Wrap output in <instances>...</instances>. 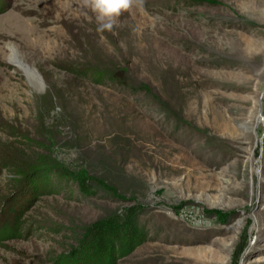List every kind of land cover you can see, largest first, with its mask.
Here are the masks:
<instances>
[{
	"label": "rangeland",
	"instance_id": "obj_1",
	"mask_svg": "<svg viewBox=\"0 0 264 264\" xmlns=\"http://www.w3.org/2000/svg\"><path fill=\"white\" fill-rule=\"evenodd\" d=\"M0 264H264V0H0Z\"/></svg>",
	"mask_w": 264,
	"mask_h": 264
},
{
	"label": "clouds",
	"instance_id": "obj_2",
	"mask_svg": "<svg viewBox=\"0 0 264 264\" xmlns=\"http://www.w3.org/2000/svg\"><path fill=\"white\" fill-rule=\"evenodd\" d=\"M141 3L142 0H83L84 6L95 15L98 32L111 30L124 12Z\"/></svg>",
	"mask_w": 264,
	"mask_h": 264
},
{
	"label": "bare ground",
	"instance_id": "obj_3",
	"mask_svg": "<svg viewBox=\"0 0 264 264\" xmlns=\"http://www.w3.org/2000/svg\"><path fill=\"white\" fill-rule=\"evenodd\" d=\"M12 50H13V54L17 58L18 65L33 79L32 81H34L33 82L34 85H37L36 79H38V76L36 72L30 66L26 64V62L21 58V56L15 49H12Z\"/></svg>",
	"mask_w": 264,
	"mask_h": 264
}]
</instances>
